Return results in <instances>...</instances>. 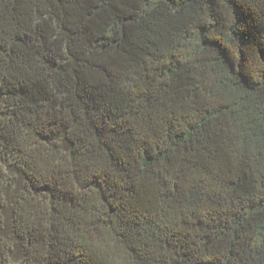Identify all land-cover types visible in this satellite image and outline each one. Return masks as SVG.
I'll return each instance as SVG.
<instances>
[{"label": "trees", "instance_id": "trees-1", "mask_svg": "<svg viewBox=\"0 0 264 264\" xmlns=\"http://www.w3.org/2000/svg\"><path fill=\"white\" fill-rule=\"evenodd\" d=\"M0 264H264V0H0Z\"/></svg>", "mask_w": 264, "mask_h": 264}]
</instances>
